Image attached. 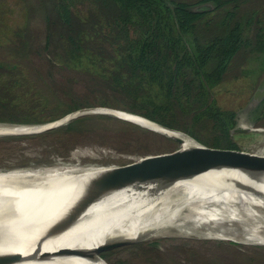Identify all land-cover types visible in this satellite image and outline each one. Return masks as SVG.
<instances>
[{
  "label": "trees",
  "instance_id": "1",
  "mask_svg": "<svg viewBox=\"0 0 264 264\" xmlns=\"http://www.w3.org/2000/svg\"><path fill=\"white\" fill-rule=\"evenodd\" d=\"M206 2L216 8L205 12L193 10L194 6ZM36 5L39 7L32 9L33 5L27 3L28 19L21 23L17 34L20 38L25 35L28 16L45 7L43 51L50 62L47 75L58 68H88L114 91V97L125 99L119 105L106 99L94 104H76L58 98L56 110L49 117L17 118L9 114L0 117V122L43 124L79 109L103 106L142 115L216 149L240 151L232 138L239 113L224 110L214 90L228 79L243 53L256 68H243L236 79L264 72V0H38ZM217 12L224 15L213 24L207 22L208 16ZM211 25L212 28L217 25L218 29L208 35ZM6 31L0 26L1 39L7 37ZM22 42L14 47L17 52H25L23 39ZM39 55L32 53V56ZM12 69L18 70V77L24 81L21 66L14 64ZM36 69L35 66L33 74L38 73ZM34 76L42 77L40 73ZM257 77L251 76L256 78L255 82ZM102 97L112 96L104 93ZM98 120L174 141L102 114L83 116L29 137L45 136L52 131L67 135L80 130L91 133L96 131ZM199 125L212 129V143L199 137L196 131ZM13 138L19 137H10ZM134 246L139 245L121 248ZM102 257L115 264L107 252Z\"/></svg>",
  "mask_w": 264,
  "mask_h": 264
},
{
  "label": "rangeland",
  "instance_id": "2",
  "mask_svg": "<svg viewBox=\"0 0 264 264\" xmlns=\"http://www.w3.org/2000/svg\"><path fill=\"white\" fill-rule=\"evenodd\" d=\"M25 1L33 5L32 9L40 5H36L38 0H0V26L3 31L7 29L8 33L5 34L6 38L0 37V117L9 114L16 115L17 118L26 115L31 116H26L31 119L49 117L56 110L55 103L58 98L76 104H94L103 99L113 104H123L121 101L125 98L114 97V91L104 85L88 68H58L47 75L50 62L46 60L43 51L47 19L45 7L28 16L29 27L20 38L17 34L20 25L28 19ZM223 15L220 12L212 14L208 16L207 22L213 24ZM210 28L208 35L218 29L217 25L214 28L211 25ZM200 33L206 34L202 31ZM22 39L26 45L25 52H17L14 47ZM34 52L41 55L32 56ZM239 59L228 79L214 90V96L224 110L239 113L240 119L236 128H251L248 132L232 133V138L240 150L264 160V102L259 110L256 107L248 108L253 94L259 87L264 86V72L250 74L252 77L258 76L256 82V78L251 76L236 79L243 68H256L253 63L249 64L247 54L243 53ZM14 64L21 66L24 81L18 77L19 71L12 69ZM35 66L42 77L34 76L38 74L32 72ZM16 79L18 81L12 86L11 83ZM104 93L112 97H102ZM95 125L96 131L91 133H81L80 130L67 135L52 131L36 138H30V135L0 137V168L6 167L4 170L0 169V172L72 166L77 162L75 158L84 165L117 167L126 165L139 156L176 154L183 149L176 141L167 142L155 134L126 128L121 124L98 120ZM196 131L204 141L213 142L211 128L199 125ZM160 233L161 235L133 244L139 245L138 247L116 248L107 251V255L115 264H264V245L239 240L211 239L202 232H185L181 228L169 227ZM152 243H157V246L152 247Z\"/></svg>",
  "mask_w": 264,
  "mask_h": 264
},
{
  "label": "bare ground",
  "instance_id": "3",
  "mask_svg": "<svg viewBox=\"0 0 264 264\" xmlns=\"http://www.w3.org/2000/svg\"><path fill=\"white\" fill-rule=\"evenodd\" d=\"M121 115L143 127L167 133L147 120ZM39 128L0 125V135L32 133ZM170 134L180 137L185 147H194L203 166L220 165L191 137ZM153 158L154 155L139 156L128 164ZM75 159L72 166L0 172V253L32 254L92 247L119 236L154 237L169 227L202 232L211 239L264 245V182L254 184L243 173L230 169L180 180L175 174L162 176L149 169H106ZM144 175L147 178L140 181ZM231 179L241 181L242 188L231 187L227 183ZM165 184L172 185L163 195L158 194L156 191ZM86 198L91 201L87 212L68 230L47 234ZM38 264L108 263L99 257H70Z\"/></svg>",
  "mask_w": 264,
  "mask_h": 264
},
{
  "label": "water",
  "instance_id": "4",
  "mask_svg": "<svg viewBox=\"0 0 264 264\" xmlns=\"http://www.w3.org/2000/svg\"><path fill=\"white\" fill-rule=\"evenodd\" d=\"M215 8L216 6L213 3L206 2V3H202V4L194 6L193 10L197 12H205V11H211ZM263 102H264V86L259 87L256 90V92L253 94L252 100L248 104V108L250 109V108L256 107L255 109L259 110V106L262 105ZM92 114L109 115V116H113V117L119 118L121 120L130 122L133 124H137V123L126 119L121 114L147 120L150 123L158 126L159 128L166 130L167 133H161L160 131H156V130H153L147 127H144V128H147L149 130L162 134L168 138H171L174 141L181 144L183 147L181 152L176 153V154L154 155L155 158H153L151 161H148V162H142L140 164H135V165L126 164V165L117 166V167H112V166L104 167L106 169H115V170L126 169V168L143 169V170L149 169L156 173H161L162 176L164 175L171 176L175 174L176 176L180 178V180L181 179L182 180L191 179L197 175L205 174L211 171L222 173L225 169H230V170H236V171L243 173L245 175V178H247L254 184H260L264 182V160L259 159L257 157L256 158L252 157L250 156V154L245 153L243 150L225 151V150L209 147L197 141L196 139H194L192 136H190L189 134L185 132L161 125L142 115L135 114L129 111L121 110V109H117V108L103 107V106L87 107V108H83V109H79L74 112H71L58 120L48 122V123H43V124H17V123L0 122V125L9 124V125H18V126H40L38 131H35L32 133H23V134L11 133V134L0 135V137L20 136V135L26 136V135L40 134V133L47 132L49 130L61 127L63 125H67L72 120H75L77 118L87 116V115H92ZM250 130L251 128L249 127H240V128L235 127L232 130V133L248 132ZM170 133H183L191 137L192 139L197 141L208 154L216 157L219 160L220 165L210 166V167L203 166L201 164L200 155L198 151L194 147H185L184 142L182 141V139H180V137L173 136ZM151 176L155 177V174ZM146 178L147 177L144 175V176H141L139 180L145 181ZM156 180H159V179H156ZM227 183L233 188H242V185H243L241 181H238L236 179L228 180ZM171 185L172 184L170 185L165 184V187L160 188L156 192H158V194L163 195L165 192L168 191V188ZM152 198L155 199L153 196ZM90 203L91 201L89 200V198H86L82 204L78 203L76 207L70 210L69 213L62 220L60 219L58 223H56L53 227H51V229L49 230L47 234L51 236V235H56L57 233H59V231L62 232L65 229L68 230L72 226L74 221H76L79 217H81L84 213L87 212L86 208L89 206ZM64 227H67V228H64ZM147 238H149L148 235L145 237H139V238L130 237V236H127V237L119 236V237L109 238L103 241L102 243L97 244L92 247L82 246V247L75 248V249H63V250H57L56 252H45V253L34 252L32 254L0 253V264H38V263L47 262V261L51 262V261H54L55 259L70 258V257H78V258L85 259V260H91L95 257H99L100 259H103L104 261H106L102 257V254L104 252H107L109 250H113L116 248L128 246V245L137 244L139 241H142ZM156 246H157V243H152V247H156ZM106 263L108 262L106 261Z\"/></svg>",
  "mask_w": 264,
  "mask_h": 264
}]
</instances>
